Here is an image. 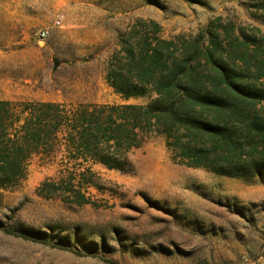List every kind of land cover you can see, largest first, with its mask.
I'll use <instances>...</instances> for the list:
<instances>
[{
    "label": "rangeland",
    "instance_id": "rangeland-1",
    "mask_svg": "<svg viewBox=\"0 0 264 264\" xmlns=\"http://www.w3.org/2000/svg\"><path fill=\"white\" fill-rule=\"evenodd\" d=\"M57 19L41 40L38 31ZM153 22L163 39H194L210 26L217 55L247 72L246 61L247 81L264 89V0H0L8 136L22 143L31 112L74 119L85 109L149 104L154 96L123 100L106 77L122 40L136 27L139 38L152 34ZM241 28L256 45H242ZM70 131L63 123L33 153L26 178L0 186L1 221L48 234L42 242L0 229V264H264V183L181 164L154 133L118 153L122 170L109 169L70 147ZM67 236L71 249L60 242Z\"/></svg>",
    "mask_w": 264,
    "mask_h": 264
},
{
    "label": "trees",
    "instance_id": "trees-1",
    "mask_svg": "<svg viewBox=\"0 0 264 264\" xmlns=\"http://www.w3.org/2000/svg\"><path fill=\"white\" fill-rule=\"evenodd\" d=\"M152 24V34L139 38L136 27L129 38L122 40L123 48L115 54L106 80L125 101L154 99L147 105L85 109L74 119L31 112L22 126V143L8 136L10 116L0 112L1 187L26 178L27 162L33 153L41 146H50L65 122L71 128L69 146L109 169L122 170L118 153L141 146V134L154 133L165 138L181 164L264 183V89L247 81L248 63L242 60L246 72L238 68L237 60L228 62L218 56L219 33L210 26L194 39H163L160 25ZM227 34V41L232 43ZM241 36L246 49L256 45L254 36L247 35L243 28ZM205 37L209 46L203 50ZM258 71L257 79L264 78V68ZM7 104L0 101V107ZM42 105L54 108L57 104ZM113 148L115 154L109 151ZM0 229L48 242L46 232L23 226L15 229L1 219ZM70 238H62L63 248L71 249ZM90 246L98 244L91 242Z\"/></svg>",
    "mask_w": 264,
    "mask_h": 264
},
{
    "label": "built area",
    "instance_id": "built-area-1",
    "mask_svg": "<svg viewBox=\"0 0 264 264\" xmlns=\"http://www.w3.org/2000/svg\"><path fill=\"white\" fill-rule=\"evenodd\" d=\"M61 20L60 19H57L55 20V22L53 23V26L50 28V27H47V28H42L38 31V37L41 39V40H46L50 35H51V32H52V29L54 27H58L61 25Z\"/></svg>",
    "mask_w": 264,
    "mask_h": 264
}]
</instances>
